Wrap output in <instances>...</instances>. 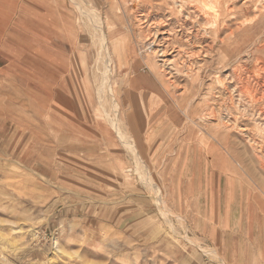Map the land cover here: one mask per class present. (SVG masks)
Wrapping results in <instances>:
<instances>
[{"label":"rangeland","instance_id":"obj_1","mask_svg":"<svg viewBox=\"0 0 264 264\" xmlns=\"http://www.w3.org/2000/svg\"><path fill=\"white\" fill-rule=\"evenodd\" d=\"M48 1L50 8L62 12L61 24L63 20L70 25L76 23L80 29L86 28L85 37L76 34L73 49L77 53L82 49L87 55L89 85L97 107L95 120L105 127L104 137L93 136L97 150H57L64 147L63 140H67L64 145L70 148L80 144L83 137L59 135L58 128H51L53 134L38 136L41 144L51 150L35 153L33 159V153L20 151L25 145L19 144L20 150L14 152L5 151L4 148L13 147L16 141H11L8 128H0V264H221L222 254L216 240L200 230L202 217L197 209L192 208L189 201L180 206L176 194L167 188L170 179L176 182L180 174L190 176L196 172L191 161L202 150L207 159H224V172L240 179L245 192L264 198V167L259 162L261 159L264 163V158L257 154L260 147L264 149V124L260 125L261 121L264 123V97L258 104L262 109L256 112V103L233 90L231 77V71L237 69L252 85L264 81V18L252 29L236 33L222 44L220 39L235 29L236 20L243 19L252 9L230 17L217 37L212 33L192 37L195 26L191 28L190 24L183 23L179 5L171 8L153 4L148 10L140 8V14L137 11L123 13V22L118 24L120 35L128 34L134 45L140 42V29L146 28L144 18L140 19L146 13L150 20L162 17L163 23H169L162 30L171 29L169 40L173 48H169L168 58L175 54L174 46L179 43L189 50L199 47L200 41L208 48L197 58L198 79L178 78L179 88L191 89L190 83H195L194 93L189 95L192 99L188 98L191 100L190 119L181 112L177 114L175 102L171 100L174 119L170 129L162 126L160 134L164 135V143H160L151 158L138 150L139 161L113 131L112 120L115 119L126 140L133 138L127 119L113 112L112 99L106 91L101 93L102 97L98 89L107 57L100 48L99 32L94 28L96 21H92L100 12L97 2L101 3L102 10L105 0ZM241 2L229 0L228 3L237 9ZM15 8L12 0H0L4 21H14ZM205 11L211 15L214 8L208 5ZM201 37L205 38L204 42ZM132 55L126 54L128 61L135 59V54ZM111 58L109 79L115 93L120 94L119 100L123 101L125 81L122 76L128 69L122 70L121 66L118 71V61ZM261 93L260 89L259 97ZM182 108L181 105L180 110ZM205 111L210 113L207 123L199 119ZM219 115L231 122L237 120L239 126H230L227 131L214 130ZM103 138L112 142L103 145ZM87 141L91 142L90 136ZM146 147L149 148L148 144ZM185 159L190 162L184 168ZM227 179L232 183L231 178ZM160 200L164 201L163 205ZM213 213L212 210L211 221L215 219ZM56 239L62 252L54 250ZM201 247L215 249L217 255L203 252Z\"/></svg>","mask_w":264,"mask_h":264},{"label":"crops","instance_id":"obj_2","mask_svg":"<svg viewBox=\"0 0 264 264\" xmlns=\"http://www.w3.org/2000/svg\"><path fill=\"white\" fill-rule=\"evenodd\" d=\"M31 8L30 4L26 9ZM38 9L37 33L32 32L34 22L30 19L36 15L32 11L21 13L16 20V9H13L12 22L4 21L0 11V128H8L11 141H16L13 147L4 150L14 152L20 150L19 144L25 145L20 151L33 153L35 159V153L51 150L41 144L38 137L53 134L51 128H58L59 135L80 134L83 137L80 144L70 148L64 145L65 139L62 141L64 147L57 150H97L93 143L95 117L89 114L85 121L78 114L84 106L76 87L82 72L73 44L61 28L62 12L57 13L53 8ZM138 77L147 82L139 85L136 91L149 95L139 96L146 126L136 136L142 143V154L151 158L160 143H164V135L160 132L162 126L170 129L173 107L171 99L158 91L159 84L152 76ZM68 94L69 107L65 103ZM175 108L179 114L181 110ZM88 136L91 142L87 141ZM184 162L183 167H188L190 161L185 159ZM191 162L196 172L190 176L180 174L176 182L170 179L167 189L176 194L180 206L189 201L192 208L197 209L202 217L200 230L216 240L228 264H264V202L258 203L264 198L245 192L240 179L226 174L224 159L212 161L201 150ZM212 210L213 221L209 220Z\"/></svg>","mask_w":264,"mask_h":264},{"label":"bare ground","instance_id":"obj_3","mask_svg":"<svg viewBox=\"0 0 264 264\" xmlns=\"http://www.w3.org/2000/svg\"><path fill=\"white\" fill-rule=\"evenodd\" d=\"M158 1L159 2H157V0H105L106 5L104 9L102 8V10L101 3L97 2L100 12L97 14L95 20L92 21H96V23L94 24V28L99 32L98 38L100 42V48L102 51H104L107 57L105 66L106 68L102 73V81L100 82L98 88L99 93L103 97L104 94L101 93L106 91L107 95L112 99L113 112L115 114H117L118 112L123 116V118L127 119L128 128L133 138L126 140L124 133L119 128L115 119L112 120L113 131L117 133L119 140L122 141L126 147L131 149L134 157L139 161H141V155H139L137 151L141 149L140 144L142 143L137 141L136 137L134 138V135H138L139 131L142 132L146 126V123L142 120L143 112L141 110L142 105L140 104L139 96H148L149 94L147 92L139 93L136 91V88L139 85L142 86L147 82L145 80L139 79L138 76H144V74L152 76L151 78L159 84L158 91H161L162 94L166 92L168 95L165 97H169L173 102H175L174 105L179 109H181L182 105L183 108L181 112L183 116L186 119H190L188 117V114L191 100L188 98H191L189 97V95H191V93H194L195 89H193V87H195V83H190L191 89L186 86H181L179 88L177 87V85L180 84L178 83V78L182 77L185 79H190L191 77H194V80L198 79L199 74L195 70L198 62L197 58L202 55L203 52H207L208 48L207 45H202V42L200 41L199 43L201 44L199 45V47H190L189 50L183 46V43H179L178 45L174 46L175 49L173 50L175 51V54L171 58H168L167 56L170 53L169 48H173V43L169 40L171 38L169 36L171 34V29L167 28L164 31L162 30L165 25H169V23H163L162 17H154L152 20H150V18H147L148 15H146V13H143V16H140V19L143 17V21L147 23L146 28L140 29V34L138 35V37H141L140 42L137 43V45H134L132 42H130V37L128 36V34L120 35L121 30L118 24H121L123 22V13L126 15L130 14V12H139L141 11L140 8L148 10V8L152 7L153 4L169 5L171 8H173V5H179L178 8L181 10L182 16H184V19L182 20L184 21L183 23H185V25L186 23L190 24L191 28L195 26L194 35L192 37L199 36V34L204 36L205 33H212L214 37H217L220 34V30L225 27L226 22L230 17H233L241 12L249 13L248 9H252L251 13L244 16L243 19L238 18V20H236L235 29L231 30L228 35L220 39V43L222 44H224L226 40L235 37L236 33H240L243 30L252 29L255 24H258L264 18V0H242L241 5L238 6L237 9L235 8L234 4L228 3L229 0ZM12 2L16 5V20L20 19L21 13H28V10L29 12L32 11L33 14H36L30 20L34 22L35 29L33 28L32 32L37 33V20L38 18H40L38 17V15L40 14L38 7L49 9L50 6L48 4H50V2L48 0H12ZM28 4H32L33 8L27 10L26 8H30ZM208 5H212L214 8V13L211 15H209L208 12L205 11L206 6ZM140 13L141 12H139V14ZM183 13L185 14L183 15ZM28 16L30 15L28 14ZM61 28L64 29L67 38L71 40V43L74 46V43H76L75 41H77V33H80L81 37H85L87 34L86 28L80 29L76 23L70 25V23L67 24L63 20ZM200 39H202L203 42L205 41L204 37H201ZM224 48L225 47L222 48V51L224 52L223 55L225 56ZM76 50L80 49H77L76 47ZM77 52L78 51H76V55H78L79 58V69L82 72V76L81 80H79L78 86L76 87L79 94H81V100L84 104V106L82 107L83 109L79 110L78 114L81 115V119L86 121V118H88L89 114L92 115L93 118L96 117L97 107L94 100L95 98L93 97L89 85L90 75L87 67V55L86 53H82V49L79 51V53ZM126 54H133L132 56H134L135 54V59L128 61ZM111 56H113V58L118 61V67L116 66L118 71H121V66H123L122 70L124 68L128 69L122 76V80L125 81L123 101L119 100L120 94L115 93L109 79V74L112 72V69L109 68V61H112ZM231 77L234 80L233 90H238V95L240 97H248V99H250L253 103H256V112L262 109L258 107V104L260 102V99L264 97V81L261 84H258L259 82H257L255 83L256 85H252L250 83V80L242 76L237 69L231 71ZM217 79L218 81H220L219 83L224 86L223 81L221 79L219 80V78ZM191 81L193 82V80ZM171 89L173 91H171ZM179 89H182L180 94H175ZM260 89L262 91L261 97H259ZM66 99L67 101H65V103H67V106L69 107V94ZM259 112L257 113V115H259ZM209 114L210 113H207L205 111L204 115L200 116L199 119L202 122L207 123ZM229 122H231L230 119H225V117L219 115L218 123L214 125L213 128L214 130L220 128L221 130L227 131L230 126H239L236 123L237 120L232 121L231 124ZM95 123V130H93V133L95 135H101L102 137H104V132L102 130H105V127L101 126V124L99 122L97 123V121ZM262 124L264 123L261 121L260 125ZM243 130L244 129L240 131ZM249 141L254 142L252 139H249ZM101 142L103 145H109L112 142V139L103 138ZM252 145L253 143H251V146ZM263 150L260 147L257 152V154H259L262 158H264ZM142 157L144 158V156ZM259 162L260 165L264 167V163L261 159H259ZM262 202L264 201H259L258 203L261 204ZM159 203L163 205L164 201L160 200ZM60 227H62V225H60ZM53 247L54 250L58 253L63 251V248L61 245H59L57 239L54 240ZM201 249L203 252H210L213 255H217L215 249L208 250L202 247ZM219 258L221 264H228L223 255H220Z\"/></svg>","mask_w":264,"mask_h":264}]
</instances>
